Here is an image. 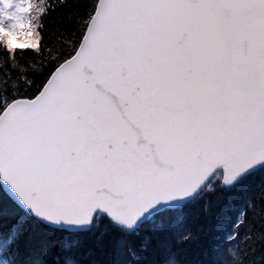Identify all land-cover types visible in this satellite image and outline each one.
Segmentation results:
<instances>
[{
	"label": "snow or ice",
	"instance_id": "6c2138e0",
	"mask_svg": "<svg viewBox=\"0 0 264 264\" xmlns=\"http://www.w3.org/2000/svg\"><path fill=\"white\" fill-rule=\"evenodd\" d=\"M4 220L0 264H264V0H0Z\"/></svg>",
	"mask_w": 264,
	"mask_h": 264
},
{
	"label": "trees",
	"instance_id": "16d2710c",
	"mask_svg": "<svg viewBox=\"0 0 264 264\" xmlns=\"http://www.w3.org/2000/svg\"><path fill=\"white\" fill-rule=\"evenodd\" d=\"M81 2H84V0H81ZM224 195L227 196V194H224ZM215 201H216V195L213 194L212 189H209L208 194L206 195L205 199L202 200L199 205H197L191 209L193 216H196V215L199 216L198 220L193 221L194 227H201L202 226L204 228L205 233L207 232V224L209 222V218L207 215V212L209 210L207 209L206 206L210 207L211 208L210 210L215 211V207H214ZM255 211H256V213H259L261 211L259 201H257ZM102 225L103 224H101V226ZM0 227H2L6 231L8 228L11 227V224L7 220H4L3 222H0ZM32 227L35 228L37 231H39L42 229L43 226L40 224H35V225H32ZM261 259L262 258L258 254L257 255L258 264L261 261Z\"/></svg>",
	"mask_w": 264,
	"mask_h": 264
},
{
	"label": "rangeland",
	"instance_id": "374dc122",
	"mask_svg": "<svg viewBox=\"0 0 264 264\" xmlns=\"http://www.w3.org/2000/svg\"><path fill=\"white\" fill-rule=\"evenodd\" d=\"M206 207H207V209H208V210H210V209H211V208H210V207H208V206H206ZM101 227H103V225H102Z\"/></svg>",
	"mask_w": 264,
	"mask_h": 264
}]
</instances>
